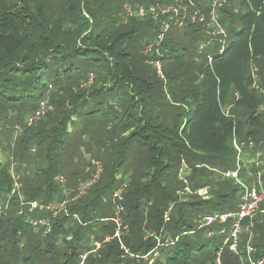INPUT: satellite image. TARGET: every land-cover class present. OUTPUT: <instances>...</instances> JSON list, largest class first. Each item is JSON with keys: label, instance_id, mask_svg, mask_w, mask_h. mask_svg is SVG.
<instances>
[{"label": "trees", "instance_id": "obj_1", "mask_svg": "<svg viewBox=\"0 0 264 264\" xmlns=\"http://www.w3.org/2000/svg\"><path fill=\"white\" fill-rule=\"evenodd\" d=\"M126 1L0 0V146L6 151L0 205L10 202L0 218V264H215L226 237L208 239L198 224L205 215L238 211L243 189L222 176L237 169L235 141L243 151L245 184L251 187L261 171L264 181V166L249 164L257 155L264 163V0H227L219 12L224 47L201 25H189L171 30L153 58L144 49L159 24L125 22ZM132 1L147 6L156 0ZM203 42L208 47L200 53ZM156 58L164 79L150 64ZM43 100L53 111L24 128ZM72 118L97 127L99 142H116L96 159L103 167L98 184L67 215L21 214V200H64L55 177L72 170L64 162L73 146ZM17 127L23 132L16 138ZM10 133L15 142L4 147ZM37 146L45 148L42 158L33 156ZM125 169L131 173L122 215L127 230L120 240L106 242L117 229L112 198ZM11 171L20 195L13 194ZM182 172L193 193L187 201L177 194L186 187ZM203 189L210 199L197 195ZM195 214L197 224L187 225ZM42 220H51L49 231L34 226ZM240 239L243 253L249 234ZM252 244L255 257L264 258L263 214L256 218ZM220 259L241 264L229 247Z\"/></svg>", "mask_w": 264, "mask_h": 264}, {"label": "built area", "instance_id": "obj_2", "mask_svg": "<svg viewBox=\"0 0 264 264\" xmlns=\"http://www.w3.org/2000/svg\"><path fill=\"white\" fill-rule=\"evenodd\" d=\"M227 3V0H205L202 3L199 0H156L150 5L135 4L132 0H127L124 5L123 18L127 22L131 18H138L142 20H150L159 24V33L154 42L146 45L144 49V56L147 58H153L154 54L160 55L159 49L164 43L166 36L173 29H185L189 25L202 26L204 33L211 37V39L219 40L223 47L226 40V31L219 22L220 9ZM208 47L206 42L200 44V53ZM223 50V49H222ZM150 60V59H149ZM211 62L212 59H209ZM149 62V61H148ZM150 64L157 69L160 77L164 79L161 72V63L156 58L150 60ZM93 75H90L88 85L93 81ZM256 78V76H255ZM257 79V78H256ZM86 86V85H85ZM53 111V105L49 100H43L38 109L32 115H29L25 121L24 128H29L49 113ZM17 133L21 134L23 129L21 127L16 128ZM235 150L237 151V169L223 173L222 176L226 179H233L236 185H239L243 189L241 195V202L236 213L227 214H212L205 215L199 220L198 230H206V237L208 239L213 238L216 234L226 237L223 246L220 247L219 252L216 254L215 264L221 263V254L226 247H229L230 251L240 258L241 264H264V258H256L257 249L253 243V229L255 227V221L258 214L264 215V210L261 207L264 205V181L262 171L257 174V180L253 182L250 187L245 184L243 178L240 177V172L243 169L241 162L243 160L242 148L234 142ZM253 148V144H250ZM250 165H256V167L264 166V163L260 160V156L257 155L249 161ZM86 178L80 179L78 186L75 190L64 193V200L58 204H44L38 201L25 202L21 200V214L28 212L32 214L36 211L47 212L52 215L60 213H68V207L83 199L88 191L98 184L101 175L103 174V167L100 161L92 160L90 165L85 170ZM14 179V191L13 194L18 193L20 195L21 185L14 176V172L11 171ZM186 187L187 193L193 194L188 186V182L182 178ZM59 183H66L62 177L58 178ZM127 184L116 189L113 193V202L115 204L116 217L113 220L117 225V229L113 238H106V242L111 239H121L122 230H127V226H124L122 221V215L125 212L124 200L127 190ZM201 191V190H200ZM204 189L202 190V192ZM207 195V192L204 193ZM12 197V196H11ZM9 198V200L11 199ZM10 202L0 205V218L5 214ZM171 208L165 213L164 222L169 221ZM244 221H248L249 224L244 228ZM42 225L50 230V221L42 220L34 222V226ZM218 225L220 229L216 232L213 227ZM228 225H230L228 227ZM249 234V239L245 245L244 252H240V237L243 233ZM194 232H191L193 234ZM97 249L101 247L100 244H96Z\"/></svg>", "mask_w": 264, "mask_h": 264}, {"label": "rangeland", "instance_id": "obj_3", "mask_svg": "<svg viewBox=\"0 0 264 264\" xmlns=\"http://www.w3.org/2000/svg\"><path fill=\"white\" fill-rule=\"evenodd\" d=\"M116 3H117V1H116ZM57 91H58V89H57ZM52 96L53 95L51 94L50 97L52 98ZM63 97H64L63 95H62V97H60V101L63 99ZM46 117H44V118H46ZM101 123H104V122H101ZM96 125L98 126V123ZM96 128L97 127H92V126L87 127L86 124L83 123L81 120L76 119V118H72V122L69 124L68 135L69 136L71 135V137H72L73 146L68 148V150H67V152H68L67 153V158L64 159V162L66 163L67 166H71L72 167V170H70V172L72 173L74 171L75 174L71 175V173H69V172H61V173L58 174L59 176L57 175L58 177L57 176L55 177V183H58L60 185L61 189L63 190V193H65V191H66V193H68V192H71V191L75 190L77 188V186H78V182L80 181V179L82 177V174L84 175L85 167L89 164V162L92 159H95V160L97 158L103 159V155H104L103 153H105L108 150V148H104L103 149V147L105 145H108V146L110 144L112 145V143H110L111 137L103 138L102 142H99L98 132L94 133V129L96 130ZM13 136L14 135L11 136V133H10L9 134V138L6 139L5 141H4L5 137H3L4 147L8 146V147L11 148L13 146L12 143L15 142L14 138L16 136H18V134H15V137H13ZM82 142H84V143H82ZM115 146H116V142L114 140V144L112 145V147H115ZM33 150L34 151L32 153H33L34 157L42 158L44 156L45 148L43 146L34 147ZM5 152L6 151L3 150V147L0 146V165L5 163V154H3ZM78 171L80 172L79 174H77ZM129 172H127V169H125L124 171H121L118 174V179H119L118 181H120V182L122 181V184H120L118 186V188H120L121 186H123L125 184H127L129 186L128 183H130V181L128 182V179H127V178H130V175H131V173H129ZM181 174H182L181 175L182 178L184 180H187L184 177V173L182 172ZM62 176L65 179L66 183H63V184L61 183L60 184L59 181H58V178L62 177ZM248 176L251 177L252 175L249 174ZM218 178H221V176L217 173V174H215V179L218 180ZM123 182H124V184H123ZM128 186H127V190H128ZM127 190H126V192H127ZM205 192H207V195L204 194ZM208 192H209L208 189H204L203 192H202V190L201 191L199 190L197 195L200 198L204 199V200H208V199H210V194L208 195ZM177 194L179 196H181V197L183 196V199L186 200V201L191 199V197H193L192 196L193 194L187 193L186 191L179 192ZM112 200H113V198H112ZM237 201H238V198L236 199V202ZM58 203L55 202V203H52V204H58ZM62 214H64V213H60V214H57V215L52 216V217L53 218H57V217L61 216ZM197 214H195L194 216H189V219L187 221V225H192L193 226V225L197 224V221H196ZM198 217H199V215H198ZM76 219H78V218H76ZM198 240H199L200 243L201 242H205V240L202 237H199ZM91 241H93V240H91ZM228 253L229 252H227L226 254H228ZM203 254L204 253H202L199 256H197V260L198 261H201V259L204 258Z\"/></svg>", "mask_w": 264, "mask_h": 264}, {"label": "crops", "instance_id": "obj_4", "mask_svg": "<svg viewBox=\"0 0 264 264\" xmlns=\"http://www.w3.org/2000/svg\"><path fill=\"white\" fill-rule=\"evenodd\" d=\"M34 222H39V221H34Z\"/></svg>", "mask_w": 264, "mask_h": 264}]
</instances>
